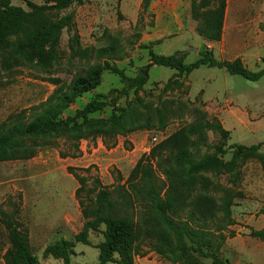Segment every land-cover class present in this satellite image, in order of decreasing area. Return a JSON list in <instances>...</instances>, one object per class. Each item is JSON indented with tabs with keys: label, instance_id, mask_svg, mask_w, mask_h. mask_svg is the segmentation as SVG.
<instances>
[{
	"label": "rangeland",
	"instance_id": "rangeland-1",
	"mask_svg": "<svg viewBox=\"0 0 264 264\" xmlns=\"http://www.w3.org/2000/svg\"><path fill=\"white\" fill-rule=\"evenodd\" d=\"M139 2L82 0L60 11L72 12L74 21L70 30L61 31L57 55L48 69L29 63L6 66L2 62L5 52L0 49V124L13 115L26 117L34 106L65 93L74 78L94 65L102 66L98 85L78 96L63 116L73 115L91 99L108 95V104L88 118L105 120L120 113L126 117L125 132L102 134L96 127L85 131L88 135L79 140V152L74 157L70 156L72 143L60 136L37 145L30 159L0 162V208L18 209L39 264H63L61 259L43 257L42 250L61 237L72 239L83 222L74 195L79 184L68 167L85 176L88 184L97 178L101 185L110 187L117 175L123 182L140 158L153 164L150 151L163 142L174 151L187 148L198 158L221 147L225 150L221 164L201 172L195 204L190 206L199 218L191 225L203 233L202 237L187 242L234 264L250 256L254 261L261 260L264 239L249 233L264 227V167L254 156L237 153L235 145L259 144L258 151L264 154V75L251 81L208 65L179 73L151 62L149 51L162 55L185 52L183 62L190 63L199 50L207 47L216 59L240 58L255 71L264 67V36L260 41L249 38L264 32V20L253 24L245 8L236 10L234 0H229L222 39L209 42L197 33L196 18L191 17L196 25L165 31L166 16L157 19L149 6L144 8L142 0ZM196 2L199 10L210 4ZM12 3L28 9L24 1ZM259 13L264 16V11ZM74 34L83 51L69 46ZM105 63L128 77L142 71L147 81L141 88L116 97L124 84ZM200 123L208 126L192 132L190 127ZM215 124L226 133L221 134ZM154 135L156 141H152ZM208 214H213L212 218L203 221ZM88 238L93 245L102 240V235L90 231ZM92 245L75 242L71 264H94L98 249ZM8 246L6 232L0 226V264H4ZM143 256L158 264H213L211 258L193 250L172 262L149 250L145 243L132 255L133 263L139 264Z\"/></svg>",
	"mask_w": 264,
	"mask_h": 264
},
{
	"label": "trees",
	"instance_id": "trees-1",
	"mask_svg": "<svg viewBox=\"0 0 264 264\" xmlns=\"http://www.w3.org/2000/svg\"><path fill=\"white\" fill-rule=\"evenodd\" d=\"M12 1L0 0V49L5 52L3 64L29 63L48 69L57 55L61 31L70 30L74 21L72 12H59L69 8L73 2L81 3L82 0H42L41 4L18 0L24 1L28 9L14 5ZM150 1L142 0V7H148ZM195 1H191V14L197 19V33L206 41H220L226 0H199L203 5L210 1L203 10L198 9ZM69 46L82 50L76 34L69 39ZM149 58L151 62L173 68L179 73H190L201 65H208L224 68L230 74L251 81L264 75V67L253 71L240 58L218 60L207 47L199 50L198 57L190 63L183 62L185 52L179 51L170 55L149 51ZM104 65L117 74L124 84L116 97L126 95L131 89L141 88L147 81V75L142 71L128 77L122 70L108 63ZM101 71L100 65L89 67L84 75L71 81L65 93L34 106L26 117L17 114L1 123L0 162L30 159L36 154L37 145L60 136L72 143L70 156L74 157L79 152V140L88 135L85 131L96 127L102 134L125 132L126 117L123 113L105 120L88 118L89 114L108 104V95L102 96V99H91L76 109L73 115L63 116V112L78 96L98 85ZM207 126L200 123L190 128L194 132ZM213 127L221 134L226 133L220 124ZM168 144L163 142L150 151L153 164L144 163L140 158L123 182L121 176L117 175L110 187L101 185L97 178H92L88 184L85 176L68 167L79 184L74 195L83 222L72 239L61 237L45 245L42 256H52L61 259L63 264H71L75 242L92 245L89 232L100 231L102 240L92 245L98 249V259L94 264H134L132 255L140 251L142 243L172 262L184 258L188 250H193L211 258L213 264H229L227 259H219L213 253L204 252L187 242L188 239H199L203 234L191 225V222L199 219L190 209L195 204L196 184L203 178L201 172L221 164L220 157L225 150L217 147L216 153L198 158L187 148L174 151ZM235 146L237 153L254 156L264 167V154L258 151L259 144ZM212 215L208 214L203 221L211 219ZM0 226L5 230L9 244L3 255L4 264H39L37 255L32 252L28 233L18 218V209L6 211L0 208ZM249 234L264 239V227L251 230Z\"/></svg>",
	"mask_w": 264,
	"mask_h": 264
},
{
	"label": "crops",
	"instance_id": "crops-1",
	"mask_svg": "<svg viewBox=\"0 0 264 264\" xmlns=\"http://www.w3.org/2000/svg\"><path fill=\"white\" fill-rule=\"evenodd\" d=\"M191 1L192 0H151L149 3V9L153 11L156 18H161L162 15L166 16V21L164 24L165 31H171L173 28L178 27V29L186 28V26L196 25V22L191 18ZM141 2V0H140ZM139 2V3H140ZM236 10L239 7L245 8L249 21L253 24L264 20V16L260 17V13L264 11V0H234ZM229 0H226L225 16L226 10L228 8ZM240 4V6H238ZM164 11V13H162ZM224 16V18H225ZM258 19V20H256ZM256 20V21H255ZM255 21V22H254ZM223 36V35H222ZM264 32L262 34H252L250 40L260 41L263 39ZM222 39V37H221ZM243 123V122H240ZM247 131L252 132L251 129L246 128ZM95 151V149H93ZM94 155V152L92 153ZM264 255V249L262 250ZM230 264H234L229 261ZM139 264H158L154 259H149L147 256L139 258ZM236 264H264V258L261 260H253V258L247 257L244 260H240Z\"/></svg>",
	"mask_w": 264,
	"mask_h": 264
},
{
	"label": "built area",
	"instance_id": "built-area-1",
	"mask_svg": "<svg viewBox=\"0 0 264 264\" xmlns=\"http://www.w3.org/2000/svg\"><path fill=\"white\" fill-rule=\"evenodd\" d=\"M157 140V137L154 135L152 136V141H156Z\"/></svg>",
	"mask_w": 264,
	"mask_h": 264
}]
</instances>
